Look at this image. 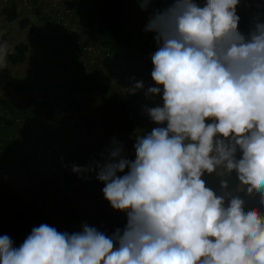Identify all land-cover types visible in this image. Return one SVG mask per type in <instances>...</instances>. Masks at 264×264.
<instances>
[{"label": "clouds", "instance_id": "9594fccd", "mask_svg": "<svg viewBox=\"0 0 264 264\" xmlns=\"http://www.w3.org/2000/svg\"><path fill=\"white\" fill-rule=\"evenodd\" d=\"M137 3L156 45L145 95L161 103L144 109L156 127L135 137L134 159L113 138L100 159L70 166L104 185L125 226L40 224L19 246L0 235V264H264V11L242 31L241 0ZM8 54L0 43V67Z\"/></svg>", "mask_w": 264, "mask_h": 264}, {"label": "built area", "instance_id": "2783aa9c", "mask_svg": "<svg viewBox=\"0 0 264 264\" xmlns=\"http://www.w3.org/2000/svg\"><path fill=\"white\" fill-rule=\"evenodd\" d=\"M78 1L0 0V9L13 6L17 13L21 10L31 13L34 20L41 24L46 38L52 42L53 52L62 51L70 57L88 96L108 100L126 91L135 81H143L144 89L138 91L146 105L154 107L161 103L159 97L145 95L147 88L153 86L150 53L156 50V46L138 47L130 56L121 53L113 59L109 48L89 35L88 15L79 8ZM257 2L264 3V0H241L237 13L241 17L239 27L242 31L247 30L251 17L257 11H264L255 7ZM1 114L8 116L6 110ZM1 119L11 125L5 127L7 131H0V167L8 173L27 177L52 172L55 163L53 127L44 126L37 130L25 115ZM149 121L151 131L156 125ZM26 213L17 221L21 231L16 246L23 243L32 228L40 224L72 233L80 231L81 225L86 222L108 234L115 231L118 224L122 225V229L126 224L125 214L113 210L103 193L82 188L64 194L40 195ZM78 219L81 223L77 229L74 223Z\"/></svg>", "mask_w": 264, "mask_h": 264}, {"label": "rangeland", "instance_id": "374dc122", "mask_svg": "<svg viewBox=\"0 0 264 264\" xmlns=\"http://www.w3.org/2000/svg\"><path fill=\"white\" fill-rule=\"evenodd\" d=\"M79 8L86 12L92 20V26L96 27L102 23L106 13L109 11L103 6L102 0H79ZM162 3H155L153 7H163ZM19 18L6 22L0 18V37L6 36L9 41H6L8 48L18 43H24L27 47L24 61L15 65H10L6 61L1 70H7L11 83L22 84L28 97L24 92L16 95V99H23V103L13 104L8 97L11 96L8 92V87L0 88V100L9 103L5 108L0 107L1 118L8 119L10 116L25 115L30 118L34 117L37 120H43L42 123L51 122L53 127L54 137L57 139L53 146V154L57 162L58 156H65L70 158L67 163H58L60 169L64 171L63 177L59 182L51 187H47L43 174L34 177H27L21 174H11L0 167V235L7 234L11 239L13 225L16 219V213L31 199L37 198L40 195H47L54 192L66 193L76 188L90 189L102 193L104 185L97 181L94 177L89 180L78 179L77 175L72 173L71 165L84 166L92 159H100V153L109 147L113 138L118 139L125 146L126 153L130 159H134V143L133 139L126 134L122 125L118 124V117L110 122L107 119V112L105 109L104 99L92 98L87 95L85 85L79 81L77 75L72 77L78 84L82 91L76 95V99L86 102L85 111L80 115H72L66 120H61L60 116L44 115L43 117H36L35 114L45 110L37 107L40 106V96L46 94L50 102H56L54 97L57 96L67 81V76L71 69H63L56 66V61L65 59V55L52 56L50 53L51 42L46 39L44 30L41 24L37 21L36 24H28L23 32L18 25ZM148 19L147 13L141 10L137 0H120L119 5V20L121 28L128 33L131 42L135 48L144 46H156L154 42V34L145 32ZM15 32V37L12 39L8 33ZM20 29V30H19ZM14 34V33H13ZM20 34V35H18ZM31 37H27L28 35ZM11 40H15L11 42ZM2 43V42H0ZM12 90V89H11ZM8 91V92H7ZM13 91V90H12ZM7 92V94H3ZM24 95V96H23ZM36 107H32V103ZM63 104L62 101H59ZM11 104V105H10ZM6 110L8 116L2 115L1 112ZM81 116H87L93 123L92 133L88 136L84 134L81 127ZM77 124L78 126L76 127ZM150 132V128L141 129ZM140 129H135V136L141 134ZM145 133V132H144ZM65 165H68L66 167ZM207 184L219 190V179L215 176H205ZM233 186H235V179L233 174ZM258 205V200L250 201ZM264 211V209H261ZM13 240V239H12ZM15 244V243H14ZM17 245V244H15Z\"/></svg>", "mask_w": 264, "mask_h": 264}, {"label": "trees", "instance_id": "16d2710c", "mask_svg": "<svg viewBox=\"0 0 264 264\" xmlns=\"http://www.w3.org/2000/svg\"><path fill=\"white\" fill-rule=\"evenodd\" d=\"M78 4L80 5L79 1ZM102 4L104 7L109 9V11L106 13L103 22L98 24L96 27L92 26V20L88 16L87 23L89 27V35L100 43L106 45L109 48L113 59L121 53H124L127 56L132 55L133 51L137 48L133 46L128 33L121 28L119 20L120 0H102ZM18 14L19 13L15 11V8L13 6H7L0 9V18H3V20L6 22L15 20L18 17ZM18 25L20 29H24L28 25L27 20H19ZM26 49L27 47L24 43H18L17 45L13 46L12 49L9 50V54L7 56L8 63L10 65H15L23 62ZM6 87H10L13 91L18 93L22 91L21 85H14L11 83L7 70H1L0 88ZM81 92L82 91L78 87V84L75 80H72L71 82H65L63 84L61 92L54 97V100L56 102H50L48 98H46V95H42L40 108L42 110H45L46 112H41L42 114L36 113L35 116L42 117L44 115H57L61 117V120H66L72 115L82 114L85 111L86 102H82L76 99V95ZM59 101H62L63 104H60ZM8 104L9 103L0 100V107L6 109ZM104 104L108 121L113 122L118 117V124L124 127L126 134L129 135L133 139V141H135L136 137L134 132L135 129L137 128L141 130L148 127V125L150 124V121L144 111L145 107L148 106L142 99L139 91H137L133 95H129L127 91L120 92L119 94L114 95L108 100L104 101ZM30 119L32 120L37 130H41L44 126H51V122L42 123L43 120H41L40 122V120H37L31 116ZM80 121L84 134L89 136L92 133L93 128L91 119L87 116H81ZM0 125H2V130L0 129V131H3L6 130L5 127H9L11 123L5 122L1 119ZM75 125L76 127L78 126L77 124ZM144 132L147 133L146 131L143 130L142 132L141 130V134ZM56 140L57 139L55 138V141ZM57 159V162L55 161V163L53 164L54 170L50 173L43 174L47 187L56 185L63 177L64 171L60 169L58 163H67L70 160V158L68 159L63 155L58 156ZM52 193H54V191ZM35 200L36 198L29 200L15 215L16 219L11 233V237L15 244L18 243L19 233L21 231V227L18 222L25 217V215L27 214L26 212L30 210V208L34 205ZM123 217L126 221V216ZM78 222H80V220ZM78 222H73L77 229L80 226ZM116 228L122 229V225L118 224Z\"/></svg>", "mask_w": 264, "mask_h": 264}, {"label": "crops", "instance_id": "0c3cea01", "mask_svg": "<svg viewBox=\"0 0 264 264\" xmlns=\"http://www.w3.org/2000/svg\"><path fill=\"white\" fill-rule=\"evenodd\" d=\"M19 16H22L23 18H19V20H22V19H26L27 20V23L30 25V27L32 26V25H34V24H36V21L34 20V18L32 17V14L31 13H29L27 10H21L20 11V13L18 14V17ZM34 23V24H33ZM4 23H0V25H3ZM20 30V29H19ZM23 30L24 29H22L21 30V32H23ZM16 32H17V30H15V32H13V33H11V31H9V29H8V33H9V35L11 36V38L13 39H16V37H15V34H16ZM18 35H20V34H18ZM5 38H3V37H0V42H2V43H4V42H6V41H9L8 40V38L6 37V36H4ZM27 37H31V35L29 34ZM48 40V39H47ZM13 41H15V40H11V42H13ZM50 41V40H49ZM51 42V41H50ZM13 44H15V42L14 43H12V46L9 48V50L10 49H12V47H13ZM17 45V44H16ZM15 46V45H14ZM26 51H27V49H26ZM26 53V52H25ZM50 53H51V55L52 56H58V55H65V59H60V60H58V61H56L55 63H56V66L57 67H60V68H63V69H66V70H68V69H71V71H70V73L68 74V76H67V81L66 82H71L72 81V77H74V74H75V76L78 74V72L76 71V69L74 68V66H73V63H72V61H71V59H70V57L65 53V52H62V51H58V52H56V53H54L53 52V49H52V44H51V50H50ZM24 57H25V54H24ZM9 75V74H8ZM10 77V76H9ZM11 81V80H10ZM19 85H21L22 86V91L21 92H24L25 93V96H27L28 97V95H29V93H27L26 92V90H25V88H24V86L22 85V84H19ZM8 89L10 90L8 93L9 94H11V96L10 97H8V99L10 100V102H12L13 104H17V103H23V99H19V100H17L16 99V95L17 94H19L18 92H15V91H12L11 90V88L10 87H8ZM7 92H5V93H3V94H7ZM20 92V93H21ZM22 94V93H21ZM42 95H46V94H42ZM42 95L40 96V105H41V102H42ZM24 96V95H23ZM46 98H48L49 99V97L46 95ZM28 101H30V97H29V99H28ZM31 102V101H30ZM32 103V102H31ZM37 105L36 104H33L32 103V107H36ZM37 107H39L40 108V106H37ZM42 114V113H41ZM43 117V116H42ZM209 187H211V184H209L208 185ZM78 220H80V219H78ZM77 220V221H78ZM79 223V225H80V223H81V220H80V222H78Z\"/></svg>", "mask_w": 264, "mask_h": 264}]
</instances>
